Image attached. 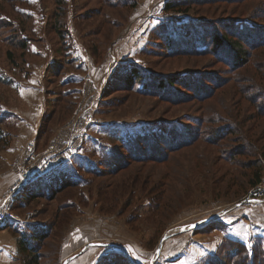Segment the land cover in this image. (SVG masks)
Segmentation results:
<instances>
[{
  "label": "rangeland",
  "instance_id": "1",
  "mask_svg": "<svg viewBox=\"0 0 264 264\" xmlns=\"http://www.w3.org/2000/svg\"><path fill=\"white\" fill-rule=\"evenodd\" d=\"M169 1L0 0V172L8 168L15 178V161L31 135L35 133L30 143L37 155L57 136L68 134L79 114L84 121L81 130L97 119L106 123L97 136L102 135L108 147L109 136H121L125 141L129 135L146 137L155 132V136L164 133L173 141L186 133L183 144L176 145L178 150H165L169 155L159 162H139L124 147L122 165L107 159L100 163L99 156L90 155L95 154L96 146H92L88 157L78 156L75 166H64L70 172L68 178L77 184L55 199L47 196L51 190L45 186L51 175L43 181V197L25 198L24 189L14 199L12 209L21 215L31 212L32 223L37 221L44 224L41 228L52 229L40 243L41 264H68L65 253L70 249L72 254L79 252L87 243L82 253L91 254L80 255L78 264H200L213 258L225 237L249 248L258 244L264 253V166L261 182L249 184L259 164L253 154L264 151V116L259 114L253 76L264 69V53L256 52L243 72L206 48L214 32L230 25L232 30L245 31L244 35L263 32L264 0L237 4L176 0L178 8L168 10ZM57 21L60 24L55 29ZM22 40L27 41L24 50L19 47ZM8 53L13 54V60ZM132 68L141 76L133 88H124L118 80L115 89L111 87L97 99L99 91L88 80L85 95L68 97L75 100L66 114L63 83L93 70L106 72V82L111 74L110 78L122 77ZM168 77H178L171 89L156 87L158 79L164 82ZM204 79L227 80V84L214 88L213 82ZM246 83L253 84L254 90L245 89L247 98H242L238 86ZM201 87L212 89L215 95L201 101L194 95L200 94ZM59 90H63L62 95ZM174 91L180 99L163 96ZM42 97H46L44 112L35 107ZM87 99L93 103L90 110L85 106ZM260 102L264 106V96ZM40 119L42 126L37 130ZM208 119L219 127L236 124L235 131L221 135L220 140H210L215 129ZM82 161L83 170L79 167L77 172V163ZM120 182L133 190L135 187L132 198L130 190L121 191ZM114 188L121 203L115 208L104 201V195L110 199ZM142 190L160 193L157 210L149 208ZM21 197L28 199L22 207ZM215 213L219 215L212 220L198 223ZM20 231L28 232L29 227L20 226ZM167 234L170 236L156 256L158 244ZM217 258L221 264H233V258L228 263L226 258ZM21 259L20 253L19 264Z\"/></svg>",
  "mask_w": 264,
  "mask_h": 264
},
{
  "label": "trees",
  "instance_id": "2",
  "mask_svg": "<svg viewBox=\"0 0 264 264\" xmlns=\"http://www.w3.org/2000/svg\"><path fill=\"white\" fill-rule=\"evenodd\" d=\"M180 1V0H179ZM176 0H171L166 4V9L171 10V9H176L178 8V2ZM224 1H231L234 2L235 4H237L238 2H245L248 0H224ZM250 1V0H249ZM187 10V9H185ZM230 23L233 24V22L230 21ZM59 22L57 21L55 23V29L59 26ZM233 25L228 26L224 31L220 30L217 32H214L213 35L210 38V41L206 42L207 43V50H210L211 52H214L216 55V57L218 58H222L225 61H229L231 62L230 64H233L234 67L238 68V69H242L243 72H245V67L246 69H248V66L253 62V57L254 54L256 52H258L259 50L261 52L264 53V30L263 32L259 33V34H255V33H251L254 35H244L245 31H240V29H234L232 30ZM59 34H62L60 29L58 28L56 30ZM19 47H21L23 50L26 49L27 47V41L26 40H22L19 43ZM97 49L94 48V51H96ZM8 56L10 59L13 60V54L12 53H8ZM99 64V63H98ZM251 71V70H250ZM259 71V73H258ZM257 73H253L254 76V87L257 88L258 90V97L259 100L261 101V98L264 96V69H260L258 70ZM113 75V74H111ZM111 75L109 76L108 80L106 81L105 84V88H104V92L103 93H107L108 91H110L111 87L112 89H115V84H118V80H121L122 83L125 84V87L123 85L124 88L127 89H131L134 87V82L136 81V78L140 79V75L138 74V69L137 68H132L130 72L125 73L122 77H118V78H110ZM211 78V77H210ZM163 79H158V83H157V88H170L172 86H174V84H176L178 77H168L166 79V81H162ZM205 81H210L213 82L214 84V88H221L224 87L227 84V80H221V81H217L216 79H211V80H207L204 79ZM235 80V79H234ZM67 84L69 85V87L66 88ZM63 83L62 87L65 91V96L67 98V112H71V108L72 106H74V100L75 99H69L68 97H72V95H74V93L77 92V88L73 89L71 86V83ZM247 86L244 85H239L238 86V90L237 93L242 97V98H247V91L245 89H248L249 91L253 89V84L246 83ZM71 86V87H70ZM121 86V84L119 85ZM114 87V88H113ZM249 87V88H248ZM62 89V88H61ZM118 89V88H117ZM202 91H200V94L194 93V95L200 99L201 101H206L208 99H211L215 93L212 92V89L207 90L206 87H201ZM60 95H62L63 90H59ZM179 94L177 92H173V93H168L165 94L163 96L167 97V99H180V96H178ZM60 101V99H59ZM259 101L258 104V109H259V114L261 116H264V106L262 105V102ZM58 102V101H57ZM53 103V102H52ZM218 118V117H217ZM208 122L213 124V128L215 129L214 133H212V136L210 138V140H214V139H218L220 140V136L221 135H230L232 133H234L235 131V127L236 124H234V127H229V125H225V127H219L218 123H215L213 121V119L209 120ZM42 126V124H41ZM199 127H201V125H199ZM159 128H161L159 126ZM41 127H40V131H41ZM161 129H167L165 126H162ZM198 133L201 134V132L198 129ZM155 132L150 133L149 135H147L146 137L144 135H137L134 137H132L131 135H129L130 139L125 138L124 141V137H118L117 135L115 136H109L110 140V145L111 147L105 146V143L99 145L97 147L98 152H95V156H99L100 158V163H103V160H108V161H114L115 164H120L122 165V148L124 149V147H126L124 150L130 155L131 158H134L136 160H138L139 162H144L146 159L147 161H151V162H156V161H163L166 160L168 157V153L165 154L164 151L167 150L169 152H174V150H178L176 147V145H180L183 144L182 141H185L183 138L186 136V133H181L180 136H175L173 135L174 139L173 141L164 135V133H158L157 136L154 135ZM227 135V136H228ZM120 138V139H119ZM178 138V139H177ZM115 145H113V142ZM129 140V141H128ZM178 140L179 143H175V141ZM118 142V143H117ZM209 142V141H208ZM211 142V141H210ZM3 143V139H1V134H0V148L2 146ZM252 148L254 146V144H251ZM176 148V149H175ZM238 147L236 148L237 151ZM143 150H145L143 152ZM254 151V149H252ZM99 151H101L99 153ZM241 154V153H240ZM264 151L259 153V154H253V157H255L254 159L259 163L257 167H254L255 169L253 170L252 173V179L249 181L251 186H255L258 183L261 182L262 179V173H263V166H264ZM79 161L78 158L72 161L71 165L75 166V162L74 161ZM71 162V161H70ZM82 162H78L77 165V172L79 171V167L81 168V170H83L82 168ZM67 165V164H66ZM249 167H252V165ZM123 167H121L122 169ZM114 169H118V168H114ZM62 170H66V171H62ZM120 170V169H119ZM54 171V172H53ZM52 173L48 174L51 175L53 177L49 178L50 182L47 183L48 185H45L46 188H50L51 192L47 193V196H51V199H55L57 194L64 191L66 188L68 187H72L75 186L76 181H74L73 179L70 180L68 178V174L70 173L66 167H61L60 170H53ZM76 172V171H75ZM90 173H94V169H89ZM117 172V171H116ZM114 172V174L116 173ZM46 175V176H48ZM45 178V174L41 175L39 177H37L35 179V181L29 185L28 187H26L25 193L23 194V196L25 198H30L32 199L33 197H43L45 195V193H43V191H41V187L43 186V180ZM137 178V177H136ZM136 180V179H135ZM121 181V179H120ZM127 183V182H126ZM120 188L121 191L122 189L125 190V192L127 190H133L131 188L128 187L127 184H124V182H120ZM124 184V186H123ZM133 186V183L132 185ZM117 189V188H116ZM116 189L114 188V191H110L109 196L110 199L106 198V195H104V201L106 202V204H110V205H114V208L117 207V205L119 204V201L116 199L117 195H116ZM138 190V188H136ZM104 190V189H103ZM135 190V187H134ZM133 190V191H134ZM141 190V189H139ZM120 191V190H119ZM133 191H131L130 193V197L132 198L133 196ZM128 192V191H127ZM143 194V198L148 199L150 202L149 208L152 207L154 210H157L159 208V204L157 197H159L160 193H157V195H153L150 191L147 192L146 190H142L141 191ZM120 193V192H119ZM44 194V195H43ZM141 194V195H142ZM23 197H21L22 199ZM130 200V199H129ZM118 202V203H117ZM155 202V203H154ZM28 203V199H22L20 201V205L21 207L25 204ZM64 205H66V207H68V203H64ZM121 205V203L119 204ZM60 216L58 217L57 221L59 220ZM63 221L61 220L60 223H62ZM64 224V223H63ZM42 225L44 226L43 223H27L25 225L22 226L23 227H29V231H20L19 235H18V248H19V252L22 254V259H21V264H41V246L40 243L43 242L44 240H46L47 237H49V235L51 234V228H41ZM36 231L32 232V230ZM47 229V230H46ZM214 256L212 255L213 258H208L205 262H201L200 264H216L215 262H217V264H221L222 262L220 261L218 257H223L226 258V263H228L229 259L233 258V264H264V253L262 252V250L259 248L258 244L257 245H253L252 248H249L245 243L238 241L234 238H230V237H225L223 239V241L220 243V245L218 246V248L215 250ZM263 253V255H262ZM216 256V257H215ZM124 259H127V255L122 256ZM216 258V260H215ZM128 260V259H127ZM127 260L124 261V263H128ZM214 260V261H213ZM129 261V260H128ZM228 261V262H227ZM112 262L116 263L118 262V260H112ZM130 262V261H129Z\"/></svg>",
  "mask_w": 264,
  "mask_h": 264
},
{
  "label": "crops",
  "instance_id": "3",
  "mask_svg": "<svg viewBox=\"0 0 264 264\" xmlns=\"http://www.w3.org/2000/svg\"><path fill=\"white\" fill-rule=\"evenodd\" d=\"M89 63H90V60H89V57H88L87 64L89 65ZM89 67H91V66H89ZM93 71L94 72H92V71L80 72V73L77 74L78 78H75L74 81L68 80V82L71 83V86H72L73 89L77 88V92L76 93L78 94V96L79 95L80 96L81 95H85V92L83 93V91H84V87L86 85V82H88V80H92L94 82V85L97 87V91H99V94L95 98H97V99L99 97L101 98L102 93L104 92L105 84H106L105 79H106V74L107 73L103 71L102 73L99 74L97 72L98 70H93ZM68 82H65V83L67 84ZM67 87H69L68 84H67ZM76 93H74V95ZM37 102H38L37 105H36V103L34 105L33 104L32 105L33 106L36 105L35 107H36V109L38 111L39 110H43L42 112H44L45 109H46L45 108L46 97H42L41 100L37 101ZM85 106H86L87 110H90L92 108V106H93V103L89 104L88 103V99H87V104ZM37 124H38V126H37ZM40 124H41V119H40V121L37 120V123H36L37 130H38ZM105 125H106V123H104L101 120L97 119V120L93 121L91 124L86 125V127L83 130L78 132L77 135L81 136L83 142L80 141L78 143L79 145H78V147H76V149L74 151V154H71L66 161H64L60 165H57L56 168L53 167L52 169H50L49 171L44 173L45 174V178L44 179L50 177V175H48V174L52 173L54 168H55V170H57V169L60 170V168L64 167L66 164H71L73 159L74 160H75V158L77 159L78 156L88 157L89 156V154L87 152L88 149H90L92 146L94 148L96 146V148H97L99 145L103 144L104 143V139H103L104 137L102 135H100V136H97V135L99 134L98 133L99 130L101 131V129ZM95 128L97 130H95ZM74 132H76V131H74ZM32 135H33V137H35V133L32 134ZM32 135H31L30 140L34 139L32 137ZM16 144H17V142H16ZM96 144H98V145H96ZM96 148L94 149V152H96L95 151ZM84 149H85V151H84ZM92 154L94 155L93 152L90 153V155H92ZM46 175H48V176H46ZM13 176H14V174L12 173V171H8V168L6 170H3L2 172H0V204H1V201H2L1 200L2 192L6 188V186L11 183V181L14 178ZM36 222L37 221H35V223ZM27 223H30V222L17 221V220H14V219H9V220H7L5 223H3L0 226V264H19L18 255H20V252H19V248H18V235H19L20 232H18V228L20 226H23V225L27 224ZM86 230H88V229H86ZM86 245L85 246L87 248L88 247V243ZM64 247L67 248V246H64ZM83 248H84V246L81 248V250L79 252H76L74 254H72L73 251H74L73 249L68 250L65 253V257H67V258L68 257H72V258H70L66 262H68V264H78L80 255L84 254V253H82L83 252ZM90 252L91 251H89L88 253H85V254L89 255V254H91Z\"/></svg>",
  "mask_w": 264,
  "mask_h": 264
},
{
  "label": "built area",
  "instance_id": "4",
  "mask_svg": "<svg viewBox=\"0 0 264 264\" xmlns=\"http://www.w3.org/2000/svg\"><path fill=\"white\" fill-rule=\"evenodd\" d=\"M79 115L70 124L71 131L68 134L64 133L61 136H57L54 142L49 147H46L44 151L37 155L33 154L31 140L27 144L26 149L19 154L13 169L15 173L14 181L2 196L0 204V226L9 219L33 222L31 220V212L21 215L12 209V203L14 199L22 195L23 190L31 185L37 177L66 161L72 154L73 149L78 147V143L80 141L82 142L81 136L77 135V129L80 128L84 121L79 118ZM73 137L74 141L72 139ZM76 138H79L80 141L76 142Z\"/></svg>",
  "mask_w": 264,
  "mask_h": 264
},
{
  "label": "water",
  "instance_id": "5",
  "mask_svg": "<svg viewBox=\"0 0 264 264\" xmlns=\"http://www.w3.org/2000/svg\"><path fill=\"white\" fill-rule=\"evenodd\" d=\"M248 199H249V198H248ZM248 199H247V200H248ZM249 200H250V199H249ZM218 215H219V213H215L214 215H211V216L205 218L204 221H199L198 223L201 224V223L207 222V221L212 220L213 218L217 217ZM168 236H170V234L164 235V236L161 238V240H160V242H159V244H158L157 250H156V256L160 253V249H161V247H162V245H163V241H164ZM90 243H91V242H90ZM104 244H107V245H110V246H115L114 243H104ZM86 246H87V245H86ZM86 246H84L83 250L86 248ZM70 258H72V257H68V258L66 259V261L69 260ZM66 261H65V262H66Z\"/></svg>",
  "mask_w": 264,
  "mask_h": 264
}]
</instances>
